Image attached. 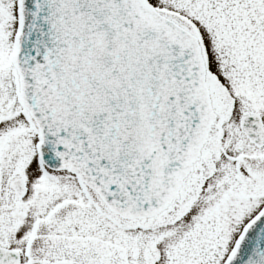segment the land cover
Returning <instances> with one entry per match:
<instances>
[{"label": "snow or ice", "instance_id": "6c2138e0", "mask_svg": "<svg viewBox=\"0 0 264 264\" xmlns=\"http://www.w3.org/2000/svg\"><path fill=\"white\" fill-rule=\"evenodd\" d=\"M0 264H264V0H0Z\"/></svg>", "mask_w": 264, "mask_h": 264}]
</instances>
